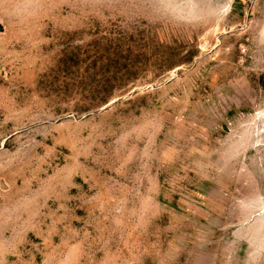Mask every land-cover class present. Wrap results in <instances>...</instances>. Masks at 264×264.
<instances>
[{
  "label": "rangeland",
  "instance_id": "obj_1",
  "mask_svg": "<svg viewBox=\"0 0 264 264\" xmlns=\"http://www.w3.org/2000/svg\"><path fill=\"white\" fill-rule=\"evenodd\" d=\"M0 264H264V0H0Z\"/></svg>",
  "mask_w": 264,
  "mask_h": 264
}]
</instances>
